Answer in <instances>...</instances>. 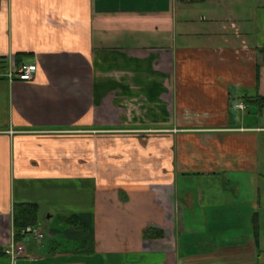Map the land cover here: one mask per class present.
I'll use <instances>...</instances> for the list:
<instances>
[{
	"label": "crops",
	"instance_id": "crops-1",
	"mask_svg": "<svg viewBox=\"0 0 264 264\" xmlns=\"http://www.w3.org/2000/svg\"><path fill=\"white\" fill-rule=\"evenodd\" d=\"M263 45L264 0H0V264H264Z\"/></svg>",
	"mask_w": 264,
	"mask_h": 264
},
{
	"label": "built area",
	"instance_id": "built-area-1",
	"mask_svg": "<svg viewBox=\"0 0 264 264\" xmlns=\"http://www.w3.org/2000/svg\"><path fill=\"white\" fill-rule=\"evenodd\" d=\"M7 62V66L0 64V77H6L9 82H13L14 80L30 81L34 78L36 72V65L34 63L15 64L11 59ZM238 106L244 107L242 104ZM25 237L40 241L44 238V233L37 224L25 225L19 229H16L12 224L9 242L4 247V253L8 255L11 263L25 255L23 241L20 240Z\"/></svg>",
	"mask_w": 264,
	"mask_h": 264
},
{
	"label": "trees",
	"instance_id": "trees-1",
	"mask_svg": "<svg viewBox=\"0 0 264 264\" xmlns=\"http://www.w3.org/2000/svg\"><path fill=\"white\" fill-rule=\"evenodd\" d=\"M259 61L256 64V71L259 72L260 66H264V45L257 49ZM243 100L255 108L256 113H261L264 109V95L255 93L254 95H243ZM37 204L35 203H15L12 208V220L13 226L19 229L25 225H36L37 224ZM63 221L68 226H75L77 228H83L84 231L87 227L80 221L76 214H70L68 216H62ZM255 228L257 230L256 222H254ZM143 236L146 238H151L155 236H160L159 231H154L151 229H146L143 232Z\"/></svg>",
	"mask_w": 264,
	"mask_h": 264
},
{
	"label": "rangeland",
	"instance_id": "rangeland-1",
	"mask_svg": "<svg viewBox=\"0 0 264 264\" xmlns=\"http://www.w3.org/2000/svg\"><path fill=\"white\" fill-rule=\"evenodd\" d=\"M201 7L203 9H206L205 6H203V5ZM201 14H204V12L201 13ZM260 137H261L260 142L262 140L264 141V133H262ZM260 147H261V143H260ZM262 170H264V168ZM45 212H48V211H46V209L44 207H42V208H40V211L38 213L37 225L41 228V230H43V226L47 225V224H49L51 226H57L56 222H57V216L58 215H56V214L51 215V218L49 219V221H45V217L47 215V214H45ZM260 246H261L260 249L263 250L264 249V244L262 242V239H261V242H260ZM261 258L264 259V253H262Z\"/></svg>",
	"mask_w": 264,
	"mask_h": 264
}]
</instances>
